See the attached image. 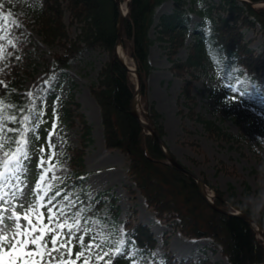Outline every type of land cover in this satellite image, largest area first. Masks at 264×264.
Returning <instances> with one entry per match:
<instances>
[{"label": "trees", "instance_id": "1", "mask_svg": "<svg viewBox=\"0 0 264 264\" xmlns=\"http://www.w3.org/2000/svg\"><path fill=\"white\" fill-rule=\"evenodd\" d=\"M125 1V0H121ZM166 0H130L128 13L124 17L122 29V49L131 59L141 76L140 116L163 140L165 130L160 123L161 115L154 103L148 100V78L153 70L149 60L150 48L155 41L165 43L164 48L171 70L183 78L185 73L196 78L192 69H204L207 64L219 68L222 74L234 73L236 78L242 75L251 83H257L264 75V58L249 47L244 40V29L259 28L264 35V7H252L239 0H219L217 4L197 9L190 8L201 17V21L191 30L193 41L184 61L174 57L185 44L190 17L184 10L187 0H174L171 13L162 14L156 24L157 36L150 37V29L154 23L157 7ZM199 3L200 0H188ZM257 2L262 0H249ZM264 1V0H263ZM23 0H0V9L13 10ZM33 23L36 31L47 46L59 45L60 53H54L51 65L43 62V75L33 84L31 93H38L33 99H26L23 94L24 85L31 71L21 67L11 56L0 61V80L5 87H0V111L15 114L18 119L28 114L27 109L38 110L36 100L45 95L46 83L56 73L67 69L70 63L88 49H99L107 53L108 59L99 70L96 81L90 84L89 90L100 110L103 142L107 150H117L128 159L127 175L151 209L157 219L172 222L179 233L188 239H210L219 247V252L230 264H262L264 262V242L258 237L256 228L236 215H229L214 210L204 199L195 180L168 164L158 141L143 129L139 121L130 113V104L135 92L132 76L115 55L117 7L114 0H37L31 7ZM68 13L70 23L78 27V33L70 38L64 15ZM16 36L21 35L20 26L13 30ZM16 47L20 48L26 60L29 57L26 42L15 37ZM10 49V48H9ZM191 81L185 80L182 89L184 105L189 108V116H194L192 105L194 98L190 92ZM256 96L260 93L256 92ZM71 99V98H70ZM71 101V100H70ZM62 100L61 110L64 123L80 126L79 146H66L72 154L69 156L71 171L55 181L62 199L66 194L73 202V213L80 212L82 219L96 220L99 224H107L111 235L119 240L117 226L122 224L125 249L137 254L139 259L133 264H211L209 258L176 260L168 250V237H163L164 260L159 263L152 255L156 246L149 227L127 218L120 222V209L116 198L108 196V192H99L89 197L85 183L89 175L84 171L83 156L91 143V126L85 116L77 112L79 105ZM203 130L214 140L237 144L241 136H235L225 130L214 120L200 115L195 116ZM15 127V125H10ZM165 143V141L163 140ZM167 147V145H166ZM174 156V155H173ZM175 157V156H174ZM187 168V167H185ZM37 175V173L35 174ZM49 178L52 175L49 173ZM256 181L262 178L255 175ZM38 182V176L34 178ZM208 185V182L203 179ZM256 192H260L259 189ZM213 204L226 212L236 208L257 220L264 228V217L256 214L245 204L235 200L231 193L224 198V193L215 190ZM136 212H133L134 216ZM131 241V243H128ZM73 248V255H75ZM121 263L129 264L128 259Z\"/></svg>", "mask_w": 264, "mask_h": 264}, {"label": "rangeland", "instance_id": "2", "mask_svg": "<svg viewBox=\"0 0 264 264\" xmlns=\"http://www.w3.org/2000/svg\"><path fill=\"white\" fill-rule=\"evenodd\" d=\"M36 1L23 0L13 10L0 9V16L11 13L10 20L19 24L21 35H13L22 41L21 47L30 42L27 50L31 60H26L22 56L20 48L8 49L21 67L31 71L32 76L27 78L22 91L26 99L30 98L29 93L33 84L43 75V62L51 65L53 54L61 52L59 45L47 46L43 43L36 31L31 11ZM173 1L166 0L156 8L154 23L149 32L153 40L157 36L155 26L159 17L172 12ZM218 1L200 0L194 4L186 1L183 8L190 17L188 23L190 31L186 35L184 46L174 57L177 61L186 59L193 41L191 30L201 21V17L189 9L207 7L209 4H217ZM64 22L69 37L74 38L78 33V27L70 23L68 13L64 15ZM243 34L244 40L249 42V47L264 58V35L259 28L244 29ZM164 45L163 42L155 41L150 48L149 60L153 70L148 79L147 94L148 100L154 103L161 115L160 123L165 130L163 138L165 145L180 163L208 182L206 185L208 194L214 195L215 190H220L224 193V198L228 199L233 193L235 200L248 206L257 217H264V75L259 82L251 83L245 75L236 78L234 73L222 74L219 68L207 64L204 69H192L196 78L188 73L181 78L171 70L172 62L167 57ZM107 59V53L102 50H85L67 69L49 79L45 95L36 100L35 104L41 106L39 110L44 115L35 133L40 139L34 140L30 145L32 158L29 180L33 182L32 187L34 188V178L40 171L37 164L41 146L45 148V157L51 155L52 163L56 166L54 172H49L52 176L61 178L71 171L68 160L72 154L66 150V146H79L80 126L77 120L74 124L64 123L61 110V101L71 100V107L74 108L73 104H78L76 111L82 113L91 126V143L83 156L84 171L89 173L85 183L89 197L92 198L99 192H108V196L116 198V204L120 209L118 219L121 223L127 218H134L135 222L146 224L156 239L152 255L159 263L164 260L163 237L167 236L168 250L178 261L189 258L196 261L207 257L211 264H230L219 252V247L210 239H186L172 222L157 219L155 213L147 208L143 197L126 173L128 164L126 155L105 148L100 110L90 93L89 86L96 81L97 74ZM129 61L133 65L130 59ZM132 78L135 80L134 76ZM185 80L191 81L190 92L194 98L192 117L189 116V108L184 105V98L181 96ZM232 88H235V92ZM256 92L260 95L256 96ZM53 109L56 117L53 116ZM196 115L214 120L235 136H241L240 141L231 145L214 140L195 119ZM53 119H56L57 128L50 141L53 147L49 149L48 133L52 130ZM256 174L262 178V183L256 181ZM258 189L260 192H256ZM133 212H136L134 216ZM87 223L93 234L102 232L111 239L115 238L107 224H99L96 220H89ZM116 230L118 238L124 239L123 225H118ZM87 242L86 237L85 243ZM73 248L75 252L78 251L77 247ZM126 251L131 254L129 249ZM12 259L13 255L6 254L0 260V264ZM73 260L75 261V255ZM115 264H123L120 257L116 258Z\"/></svg>", "mask_w": 264, "mask_h": 264}, {"label": "snow or ice", "instance_id": "3", "mask_svg": "<svg viewBox=\"0 0 264 264\" xmlns=\"http://www.w3.org/2000/svg\"><path fill=\"white\" fill-rule=\"evenodd\" d=\"M10 16L11 13L0 16V61L12 55L9 47H16L13 30L19 24ZM0 87H7L2 80ZM29 95L35 99L38 93ZM25 111L28 114L20 119L6 110L0 111V260L10 254L14 259L5 264H115L117 257L128 259L129 264L137 262L138 255L126 251L123 239L113 241L102 232L93 234L80 212L71 211L74 202L66 194L58 199L62 193L52 182L58 177L48 175L56 166L51 155L45 157L43 146L39 149L38 182L32 187L30 145L40 139L35 133L44 113L35 107ZM53 116L56 117L55 109ZM56 128L53 119L48 133L49 149L53 147L50 141ZM73 247L78 248L75 261Z\"/></svg>", "mask_w": 264, "mask_h": 264}, {"label": "water", "instance_id": "4", "mask_svg": "<svg viewBox=\"0 0 264 264\" xmlns=\"http://www.w3.org/2000/svg\"><path fill=\"white\" fill-rule=\"evenodd\" d=\"M129 1L130 0H126V2H125L126 3V11L124 12L122 9V1L121 0H114L116 7H117L116 41H115L114 51H115L116 57L121 62V64L125 67V69L130 74L135 76L136 89H135L134 95H133L132 100H131L130 113L132 114V116H134L139 121V123L141 124L143 129L146 130L148 134L152 135L158 141V144H159L160 148L162 149V151L165 155L167 163L172 165L176 169L180 170L185 175L191 177L193 180H195L201 196L207 200V202L210 204V206L214 210L219 211V212H223L225 214L236 215V216L241 217L242 219L247 221L249 224L256 227L258 234L260 235V237H262V239L264 241V228L262 227V225L259 222H257L255 219L251 218L250 216L246 215L245 213H243L239 210H236V212L232 213V212L223 211L220 208L216 207L212 202V196L209 195L207 192L206 184L204 183V181L201 178H199L196 174L191 172L190 170L184 168V166L182 164H180V162H178L172 156V154L167 150V148L165 147V144L158 137L156 132L145 121H143L141 119V117L139 115V107L141 106V104H140L141 76L135 67H130L129 65H127L126 62L123 61L118 54V50H122V29H123L124 17L126 15V13L128 12ZM239 1L244 2L246 4H249L250 6L255 7V8L256 7H264V1L263 0L257 1V2H251L249 0H239ZM262 264H264V263H262Z\"/></svg>", "mask_w": 264, "mask_h": 264}, {"label": "bare ground", "instance_id": "5", "mask_svg": "<svg viewBox=\"0 0 264 264\" xmlns=\"http://www.w3.org/2000/svg\"><path fill=\"white\" fill-rule=\"evenodd\" d=\"M122 9L125 12L126 11V4L125 2L122 4ZM118 54L120 56V58L126 62L127 65H129L130 67H133L132 63L129 61V59L126 57V55L122 52V50H118Z\"/></svg>", "mask_w": 264, "mask_h": 264}]
</instances>
